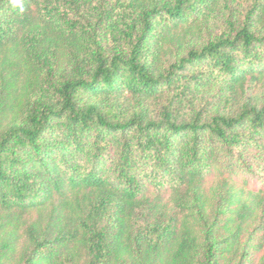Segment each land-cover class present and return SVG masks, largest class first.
<instances>
[{
	"label": "trees",
	"instance_id": "16d2710c",
	"mask_svg": "<svg viewBox=\"0 0 264 264\" xmlns=\"http://www.w3.org/2000/svg\"><path fill=\"white\" fill-rule=\"evenodd\" d=\"M263 80L264 0H0V264H264Z\"/></svg>",
	"mask_w": 264,
	"mask_h": 264
},
{
	"label": "rangeland",
	"instance_id": "374dc122",
	"mask_svg": "<svg viewBox=\"0 0 264 264\" xmlns=\"http://www.w3.org/2000/svg\"><path fill=\"white\" fill-rule=\"evenodd\" d=\"M183 31L184 30L178 31L176 32V34H180ZM182 42L178 38H171L170 42L166 44L165 49L163 50V58L165 60L174 58L177 51L181 49V47H183L184 43ZM247 100L249 102L248 104L251 105H258L262 101H264V80L261 81L253 90L248 93ZM238 188L239 184L237 183L230 191L228 199L229 201H233L236 197H238V194L236 192ZM218 195V182L217 180L213 179L204 184L203 188L196 192V199L192 200L189 204V212L191 211L192 214L191 219L193 220L194 228L195 230H197L200 236L203 233V229L205 230V227L203 226V217L208 218L210 215L213 216L215 211L220 207V204L217 201ZM246 197V195H243V198ZM165 203L167 206V212L174 213L176 211V208L174 207V204L170 199H166ZM30 216L34 218L35 213H32Z\"/></svg>",
	"mask_w": 264,
	"mask_h": 264
}]
</instances>
